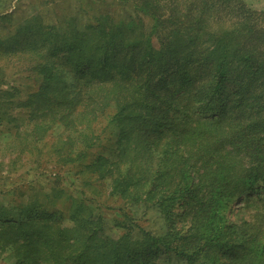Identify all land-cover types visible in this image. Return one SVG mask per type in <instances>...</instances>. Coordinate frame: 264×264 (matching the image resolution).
<instances>
[{
  "label": "trees",
  "instance_id": "16d2710c",
  "mask_svg": "<svg viewBox=\"0 0 264 264\" xmlns=\"http://www.w3.org/2000/svg\"><path fill=\"white\" fill-rule=\"evenodd\" d=\"M5 2L0 0V20L10 17ZM130 3L134 15L127 14L114 21L107 12L100 11L91 22L80 26L73 21L60 31L55 26L34 27L29 24L34 23L30 19L25 27L17 29L15 37L20 38L23 30L30 31L29 36L42 35L40 52L22 48L15 51L10 41L4 48L0 45V58L22 60L21 56L26 54L40 58L34 60V68L49 55L47 64L39 71L43 82L58 79L60 72L56 65H50V59L63 50L69 53L67 62L74 65L76 75L83 68L87 72L95 71V79H99L98 83L88 81L72 93L68 89L59 92L57 81L42 85L41 93L32 96L28 104L36 107L24 130L31 140L29 152L38 150L37 144L53 130L51 123H59L62 129L53 151H58V158L65 166L80 161L99 141L100 135L94 127L99 119L116 122L121 134L123 127L144 129L147 137L155 126H172L175 117L170 116L169 110L175 95L163 91L160 84L166 81L163 82L162 75L170 68L181 69L187 60L197 59L214 67L186 98H198L196 102L200 105L195 113L194 110L188 115L173 108L183 116L181 119L185 118L173 140L187 151L184 161H194V166L202 171L201 184L189 188L191 211L197 210L194 201L202 192L211 195L213 206L217 204L218 194L228 195L242 184L241 191H234L228 198L229 205L233 199L239 200L264 187V93L253 96L252 91H244L234 101L236 109L230 111L228 119L219 121L217 117L228 111L221 95L224 82L247 75L249 79L252 76L264 81V11L248 7L243 0H130ZM52 47L56 49L49 51ZM184 74L180 79L182 86L192 84L188 73ZM44 90L49 93L44 95ZM210 96L212 100L208 104L202 103ZM34 117L38 119L33 120ZM18 119L14 117L13 121ZM22 133L17 134L18 148ZM244 157L253 163L241 172L237 164ZM202 207L200 204L195 213V226L184 237L174 230L164 237L143 231L142 240L125 244L102 238V229L83 217H76L75 212L74 228L59 227L53 231L47 221L51 223L54 215L35 207L30 213L26 210L29 214L18 218L20 221L11 226L9 233H0V246L12 247L19 264H156L160 253L166 255L167 262L174 255L192 262L198 253L183 249L192 240L202 244L199 250L214 247L212 242L218 240L215 249L231 254L227 239L222 242L219 238L222 233L217 232V239L210 238L219 223L214 219L205 221ZM5 216L8 213L0 215V220H7ZM225 227L231 228L229 223ZM263 229V224L259 225L251 237L252 246L243 250V258L234 262L264 264ZM182 238L183 246H179Z\"/></svg>",
  "mask_w": 264,
  "mask_h": 264
},
{
  "label": "rangeland",
  "instance_id": "374dc122",
  "mask_svg": "<svg viewBox=\"0 0 264 264\" xmlns=\"http://www.w3.org/2000/svg\"><path fill=\"white\" fill-rule=\"evenodd\" d=\"M5 1L10 17L0 20V45L4 48L10 41L15 51L22 48L38 49L40 52L42 35L29 36L30 31L23 30L20 38L15 37L17 29L25 27L31 21L34 23L29 24L35 25L34 27L55 26L60 31L73 21H77L80 26L85 25L100 11L107 12L114 21L127 14H135L130 0H14L12 4ZM243 1L254 10L264 11V0ZM174 39L171 41L174 42ZM55 49L56 47H52L49 51ZM68 55L63 50L50 59V65H56L60 72L58 79L52 78L50 82H43L39 74L43 64H47L49 55L44 58V63L41 59L43 64L36 65V68L33 62L40 58L32 54L21 56L22 60L0 58V215L8 213L5 216L7 220H0V233H9L11 226L20 221L18 218H25L31 209L37 207L39 211L54 215L51 223L47 221L53 231L59 227L74 228L72 217L75 212L76 217H83L102 229V238L114 239L124 244L142 240L143 231L164 237L169 230H174L179 237H184L195 226V213L202 204L205 211L203 219H214L219 223L217 230L210 233V238L217 239L216 236L222 233L219 238L223 239L222 242L227 239L228 246L232 249L231 254L215 249L218 240L212 242L214 247L203 250H199L201 243L192 240L183 249L188 253H198L194 261L187 262L174 255L167 262L164 259L166 255L160 253L161 258L155 261L156 264H238L234 261L243 258V250L252 246L251 237L259 225L264 226V187L251 192V195L245 194L239 200L233 199L230 206L228 198L234 191L239 193L242 184H238L237 190H230L228 195L218 194L217 204L213 206L210 203L211 195L202 192L194 201L197 210L191 211L189 188L201 184L199 176L202 171L194 166V161H184L188 156L187 151L179 148L173 140L185 121L177 111L188 115L199 107L200 103L196 102L198 98H186L203 78L213 72L212 64H201L197 59L187 60L181 69L170 68L162 75L163 82L166 81L163 85L159 83L163 91L165 94L175 95L173 106L168 109L170 116L175 117L172 126H155L147 137L144 129L123 127L125 130L121 134L116 122L108 123L107 119H99L94 125L96 134L100 135L99 141L80 161L65 166L58 158V151H53L62 132L59 123H51L49 126L53 130H49L37 144L38 150L30 152L31 140L24 130L33 114L32 109L36 108L28 107L29 100L41 93L42 85L57 81L59 92L68 89L72 93L77 88L84 87L85 83L99 82V79H95L93 70L87 72L80 68L76 75L74 65L67 62ZM85 72L88 74L82 77ZM185 72L192 84L182 86L180 79L185 76ZM250 78L248 75L244 78L234 76L224 82L221 95L228 113L224 111L219 114V121L228 119L230 111L236 109L235 105L233 108L234 101L244 91H252L253 96L264 93V81L252 76ZM47 93L49 92L44 90L43 94ZM211 100L210 96L202 103L208 104ZM255 107L257 106L253 108ZM249 109L245 108L246 111ZM106 112H110V109ZM14 117H18V121H13ZM37 119L34 117L33 120ZM164 121L167 122L165 119ZM21 132V143L18 144L21 147L18 148L15 142L17 134ZM120 134L123 135L122 138ZM244 158L237 164L241 172L253 163L249 162V158ZM232 203L233 209H236V205L239 209L234 211ZM79 206L84 209L80 211ZM26 210H29L28 214ZM222 216L224 220H221ZM225 223H229L231 228L227 229ZM182 241L183 238L179 241V246H183ZM18 261L12 247L4 249L0 246V264H19Z\"/></svg>",
  "mask_w": 264,
  "mask_h": 264
},
{
  "label": "bare ground",
  "instance_id": "6f19581e",
  "mask_svg": "<svg viewBox=\"0 0 264 264\" xmlns=\"http://www.w3.org/2000/svg\"><path fill=\"white\" fill-rule=\"evenodd\" d=\"M236 204H237V202H236ZM234 207V205H232V208ZM236 208H237V205H236ZM234 210V209H233Z\"/></svg>",
  "mask_w": 264,
  "mask_h": 264
}]
</instances>
